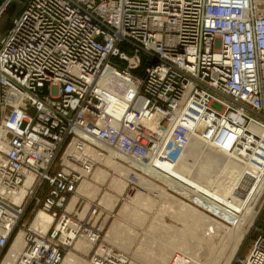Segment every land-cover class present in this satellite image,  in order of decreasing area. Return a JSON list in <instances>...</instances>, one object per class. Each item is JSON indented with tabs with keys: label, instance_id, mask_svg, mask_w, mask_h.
<instances>
[{
	"label": "built area",
	"instance_id": "1",
	"mask_svg": "<svg viewBox=\"0 0 264 264\" xmlns=\"http://www.w3.org/2000/svg\"><path fill=\"white\" fill-rule=\"evenodd\" d=\"M9 2L0 0V16ZM106 72L125 79L124 106L99 87ZM232 109L264 122V12L252 0H29L0 43L8 143L0 150V249L28 198L56 225L45 235L29 229L18 263L60 264L83 233L97 244L100 227L87 230L92 216L67 212L100 165L88 148L102 156L99 145L108 146L142 166L175 163L189 142V119H199L230 151L244 140ZM28 175L32 186L18 204ZM109 259L102 264H117ZM241 264H264V226Z\"/></svg>",
	"mask_w": 264,
	"mask_h": 264
},
{
	"label": "bare ground",
	"instance_id": "2",
	"mask_svg": "<svg viewBox=\"0 0 264 264\" xmlns=\"http://www.w3.org/2000/svg\"><path fill=\"white\" fill-rule=\"evenodd\" d=\"M252 3L256 10L262 13L264 12V0H252ZM99 80V87L106 90L111 100L124 106V104L121 103L120 97L125 95L124 92L127 89L125 79L120 76L110 75L106 72ZM246 115L247 113L242 114L240 112L236 114V121H238L237 123L239 124V134L244 136V140L241 147L236 146L230 151L222 149L216 141L207 137V134H205V123L202 120L189 119L192 130L188 145L191 142L193 147L197 149V152H193L194 154L187 152V145L178 161L175 163L159 162L154 159L150 162H144L146 165L142 166L133 160L113 152L108 146L99 145L108 152V154L105 153L102 156L92 148H88V154L95 161L99 162L101 166L109 165L107 164L109 161L114 164L112 174L114 173L127 180L131 175L135 176V179H139V181H141L140 184L150 190V192H155L164 200L165 205L163 209L165 211H172L174 215L178 217L177 219H180L178 222L182 221L181 224L179 222L180 225H178L176 237H174L179 241L176 242L173 240L174 242H166L162 250L160 248V250H157L151 264H217L220 259H224L223 264H232L233 259H235L237 252L248 234L245 225L248 223L249 216L251 217L254 215V205L259 200L263 191V182L262 184L259 183L260 180H258V178L262 180L264 177V157L261 156L262 160L258 159V156L260 157L259 152L256 151L258 145L254 143V141H259L260 144L264 146V131L256 129L259 125L258 121L252 118H250L252 120L247 119L245 118ZM261 122L264 123L263 121ZM197 123H202L204 126L194 125ZM245 139L248 145H250V148H245ZM244 148L248 151L247 154L241 152ZM7 149L8 143L5 141L4 133L0 130V150L6 151ZM118 157L124 159V161L126 160L125 162L130 163L131 161L133 166L139 169L141 168L156 176L162 180L167 187L175 190V192H178L181 196L194 201V203L202 207L210 209L211 212L218 215L221 220L226 222L224 220L226 219L231 223L233 228L229 229L226 225L222 224V222L174 198L169 195L165 189L158 187L152 181L133 174L130 169H127L130 167L123 164V160H121L122 163L119 162L120 164L115 161ZM97 170L94 172L93 176H90V179L93 177L95 183L105 184L110 182V187L119 195L127 190L128 185L126 182H122L118 178H113L112 174L106 172V170ZM33 180V175L27 176L24 186L21 187L20 191L13 198L16 203L20 204L26 199L27 190L32 186ZM84 181H82V185H79L78 189H80L79 191L77 189L76 195L78 192L79 195L97 197L100 190ZM231 186L232 189L235 190L233 192L234 195H237L241 189L243 191L246 189V192L249 193V197L247 196L248 199L245 200L244 206L234 204L231 201L232 199H225L218 195L222 187L227 188ZM0 191H2L1 187ZM76 195L72 197L67 206V212L69 213H76V206L79 203L78 197H75ZM113 197L114 196L111 197L106 193L104 198L101 199L102 204L106 205L107 208L114 209L118 200H115ZM131 201L138 207L148 208L151 205L150 201L148 202L147 199H142L138 192L131 198ZM89 210L90 205L89 209L87 208L84 212L82 211L81 214H76L79 215L80 219H84ZM34 218L30 229L36 230L41 235H45L56 225L54 217L42 210H40ZM59 229H61V227H59ZM115 230V228L112 229L109 236L114 235V233H116ZM91 237L92 235L87 233L78 236L76 241H74L73 250H78L81 253L85 252V254H87L94 248L93 246L96 245ZM14 241V244L12 242L13 245L11 244L9 248L10 251L8 250L1 264H20L18 263L20 255L27 245L26 232L21 230L14 238ZM71 251H69L67 256H65L66 258L64 257L65 259L61 261L62 264H88V262L84 261L82 258L70 254ZM98 252L96 257H93L94 260L92 264H102L104 260H110L109 257L113 258L112 261L117 264L126 263L125 260L127 259L124 256L121 257L120 254L109 248L107 249L101 246ZM104 252L108 257L104 255Z\"/></svg>",
	"mask_w": 264,
	"mask_h": 264
},
{
	"label": "rangeland",
	"instance_id": "3",
	"mask_svg": "<svg viewBox=\"0 0 264 264\" xmlns=\"http://www.w3.org/2000/svg\"><path fill=\"white\" fill-rule=\"evenodd\" d=\"M237 112L238 111L232 109L230 111V114H229V116L236 123L238 122V121H236L237 120V116H236ZM243 114H245V113H243ZM0 118L3 119L4 118L3 115H0ZM245 118L250 119L252 117H249L247 114L245 116ZM252 119H254V118H252ZM252 119H250V120H252ZM258 124L259 125L256 127V129L264 131V123L258 121ZM194 125H203V124L197 123ZM191 130H192V127H191ZM247 140H248V138H247ZM245 141H246V139H245ZM244 143H245V148H250V145H248L247 141ZM254 143H256L258 145L257 150H256L260 154V157L257 155L258 159L262 160L261 156L264 157V146H262L259 141H254ZM245 148L241 152H245L247 154L248 151ZM186 151L194 154L193 152L196 153L197 149H195L193 147L192 143L190 142L186 148ZM61 155H62V153L60 154L59 158L61 157ZM59 158H58V160L54 166V169H53L54 171H56L59 168V163H60ZM118 158H116V159H118ZM116 159H115V161L118 163L119 162L122 163L121 160L124 161V159H122V158H119L118 160H116ZM107 164H109V165H105V166L98 165L95 168L94 172L97 169H99V170H106V172H110L112 174L114 164L111 161L107 162ZM130 165L133 166L131 164V161H130ZM110 167H111V169H110ZM127 169H130V171H132L133 174H135L139 177L145 178L149 181H152L158 187L165 189L166 192L169 195L173 196L174 198L179 199V200L197 208L198 210L204 212L205 214L212 217L213 219H215L219 222H222V224L226 225L229 229L233 228L231 223H229L226 219H224L222 217L226 221V222H224L223 220H221L219 218L218 215L211 212L210 209L202 207L199 204L194 203V201H191V200L185 198L184 196H181L178 192H175V190L167 187L162 182V180H160L156 176L144 171L141 168L140 169L138 168V169L140 171H142L144 174L141 172H137L135 169H133L131 167L127 168ZM94 172H93L92 176L94 175ZM112 176H113V178L120 179L122 182L123 181L126 182L128 185L127 190H125L121 195H119L113 191V189L110 187V182H107L105 184H97L93 181V177H91V179L89 177V179H86L85 181L87 182V184H90L91 186H94L100 190V193L97 197H89V196L79 195L78 192H77V195L74 194V195H76L75 197H78V199H79V201H78L79 203L76 206V208H77L76 213L81 214V212L84 210V208L87 206L86 209L87 208L89 209V205H90V210H89L87 216L88 215L92 216V220L89 221L88 220L89 217L87 218L86 221L89 223L87 225V227H89V228H87V230L91 231L92 230L91 226L92 227H100L101 239L95 246H93L94 248H92L87 254H85V252L81 253L80 251H78L76 249H75L76 251H74L73 250L74 245L69 247L67 250L63 251L64 252L63 253V260L66 258L65 256H67L68 252L72 250L70 254H74L77 257H80L84 261L88 262V264H90V263L92 264L97 253H99L98 251L100 250L101 246H103V247H106L107 249L109 248L113 251H116L118 254L121 255V257L124 256L127 259V260H125L126 261L125 264H151V262L154 260V257L157 253V250H160V249L162 250V248L165 246L166 242H174V241L178 242L179 241L177 238H174V237H176V230L178 228V225H180L182 221H179L180 222V224H179L178 220H180V219H177L178 217H176L172 211L167 212L163 209V207L165 205L164 200L161 199L159 197V195H157L155 192H152V191L150 192V190H148L142 184H140L141 181H139V179H137V178L135 179V176L131 175L128 180L124 179L123 177H120L119 175H116L114 173L112 174ZM263 178H262V180H261V178H258V180H260L259 183L262 184V182H263V184H262L263 185V191L259 197V200L254 205L255 213H254V215L251 216L252 218L249 216V218H248L249 220L247 221L248 223L246 222L247 226L245 225V228L247 229L248 234L246 235V238H245L244 242L242 243V246L240 247L239 251L237 252L235 259H233L232 264H241V261H243L245 258H247L249 256L250 251L253 248V245L258 238L259 231L264 226V179ZM234 191L235 190L232 189V186L227 187V188L222 187L219 190L218 195L222 198H225V199H228V198L232 199L231 201L234 204H239V205L244 206L245 200H247L249 197V193L246 192L247 191L246 189H245V191H243L241 189V190H239L240 193L238 192L239 195L238 194L234 195V193H233ZM48 192H49V188L45 187L43 190L39 191L37 198L40 201H42L44 199V197L48 194ZM137 192L139 193V195L142 199H147L148 202L150 201V203H151L150 207H148V208L147 207H138L132 203L131 198ZM106 193L109 194L111 197L114 196L113 198L115 200H118V203L114 209L107 208L106 205L102 204L101 199L104 198ZM40 210H42V202H38L37 200L31 199V198L27 199L26 204H25V208H24V214H23L22 219L19 222L18 226L16 227V230L13 233V237L10 241V244L8 245L7 248L0 249V264L4 260V258L6 256L8 250H9L12 242L14 241V238L16 237V235L21 230L25 231L26 234L28 233V230L30 229L33 218L38 214V212ZM93 210H96V213L94 215H92ZM76 213H72L73 216L75 217L74 219H80L79 215H77ZM117 224H119V225H117ZM114 228L116 229L115 230L116 233H114V235H112V236H109L110 232H112V229H114ZM53 229H55V226H53L52 230ZM14 242H13V244H14ZM176 245H178V244H176ZM104 255L107 257L106 253ZM219 262H221V263H219ZM219 262L217 264H223L224 259H220Z\"/></svg>",
	"mask_w": 264,
	"mask_h": 264
},
{
	"label": "water",
	"instance_id": "4",
	"mask_svg": "<svg viewBox=\"0 0 264 264\" xmlns=\"http://www.w3.org/2000/svg\"><path fill=\"white\" fill-rule=\"evenodd\" d=\"M29 0H10L6 10L0 16V43L11 29L19 13Z\"/></svg>",
	"mask_w": 264,
	"mask_h": 264
},
{
	"label": "crops",
	"instance_id": "5",
	"mask_svg": "<svg viewBox=\"0 0 264 264\" xmlns=\"http://www.w3.org/2000/svg\"><path fill=\"white\" fill-rule=\"evenodd\" d=\"M82 185V184H81ZM81 187V186H80ZM80 189V188H79ZM79 189H78V191H79ZM78 201H79V199H78Z\"/></svg>",
	"mask_w": 264,
	"mask_h": 264
}]
</instances>
